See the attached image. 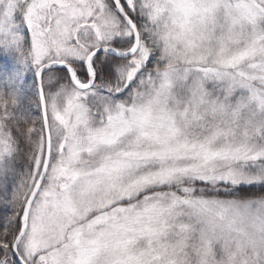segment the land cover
<instances>
[{
	"label": "snow or ice",
	"instance_id": "1",
	"mask_svg": "<svg viewBox=\"0 0 264 264\" xmlns=\"http://www.w3.org/2000/svg\"><path fill=\"white\" fill-rule=\"evenodd\" d=\"M0 264H264V0H0Z\"/></svg>",
	"mask_w": 264,
	"mask_h": 264
}]
</instances>
